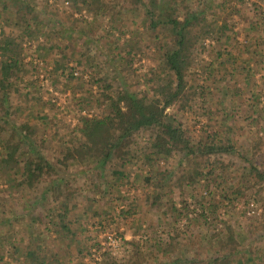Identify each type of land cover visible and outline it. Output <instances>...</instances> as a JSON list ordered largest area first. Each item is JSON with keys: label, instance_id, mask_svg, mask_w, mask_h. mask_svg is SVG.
I'll return each instance as SVG.
<instances>
[{"label": "rangeland", "instance_id": "obj_1", "mask_svg": "<svg viewBox=\"0 0 264 264\" xmlns=\"http://www.w3.org/2000/svg\"><path fill=\"white\" fill-rule=\"evenodd\" d=\"M22 2L33 10L21 11ZM153 5L180 19L186 11L200 17L185 77V92L195 94L185 109L174 103L163 113L196 155L148 163L143 148L158 132L149 128L134 138L125 165L115 158L112 175L96 164L63 168L73 199L93 204L80 230L61 243V233L54 235L60 256L50 264H211L225 256L229 237L239 244L229 264H264V0H0L8 121H33L34 136L46 139L45 155L56 163L84 141L83 119L112 114L105 96L162 100L158 87L174 81L164 57L175 47L164 18L150 21ZM35 60L43 62V85ZM74 69L88 78L71 76ZM1 128L6 139L11 127ZM199 148L216 151L199 156ZM8 178H0L1 191L34 199V190L17 185L20 174L16 182ZM52 179L35 188L39 198ZM174 234L177 248L170 246ZM157 245L170 250L162 254Z\"/></svg>", "mask_w": 264, "mask_h": 264}, {"label": "trees", "instance_id": "obj_2", "mask_svg": "<svg viewBox=\"0 0 264 264\" xmlns=\"http://www.w3.org/2000/svg\"><path fill=\"white\" fill-rule=\"evenodd\" d=\"M71 1L74 4L87 2V0ZM27 8L30 11L33 10V7L22 2L21 11ZM154 8L156 5H153L152 11H148L150 21L154 20V16L164 18L165 22L163 23L168 26L175 47L164 57L165 66L173 74L174 81L158 87V96L162 100L153 99L147 103L144 99L127 93L120 94L115 98L105 96L104 102L108 103L107 106L111 109L112 114L100 120L96 118L83 119L80 123L84 141L79 142L72 151L67 148L63 157L53 163L45 155L44 141L46 139L36 138L34 130L26 124L14 125L8 121V111L5 109L7 93L3 84L5 79H2L0 81V89L3 91L0 95V178L4 176L8 178L11 175L8 179L14 180L13 176L20 174L22 179L17 185L24 186L29 190L35 182L39 184L43 178L54 176L50 182L49 190L45 189L42 195L51 192L49 199H73V189L68 185L70 174L65 175V168L78 165L85 168L84 166L96 164L97 170L102 171L104 175L107 173L112 175L110 167L115 163V158L120 159V162L125 165L128 162L127 157L133 156L131 147L134 145V138L140 131L149 128H157L158 132L152 141L145 145L147 146L146 149L143 148L145 151L148 149L145 154L148 163H151L155 157L164 158L172 153L196 155L195 151L190 148L189 140L183 130L166 124L163 113L168 106L174 103H179V109H185L188 98L195 94L192 91L190 93L185 92L187 84L185 77L190 64V51L198 39L197 35H193V28L199 23L200 17L196 13L186 11L184 17L180 19L174 12L167 9L161 8L162 10L155 11ZM73 71H78L79 78L84 75L81 69H74ZM72 72L71 76L73 75ZM3 78H5V73H3ZM1 124L11 127L6 139L2 138ZM115 133L117 136H114ZM207 150L202 151L199 148L196 151L199 156L216 151L213 148ZM219 151L229 152V149L220 145ZM103 173L102 176H104ZM194 176H199V173L194 171ZM100 177L101 174L97 173L92 181L94 189H98L97 179ZM22 181L23 183H21ZM183 181H185V177H183ZM44 199L48 198L45 197ZM157 200H154L155 203ZM61 208L64 209V213L58 217L59 225H62L63 230H67L64 224L66 205L63 206L62 204ZM175 237H177L176 234L171 236L172 244L170 246L177 248L178 244L172 241ZM226 246L229 249L225 252V256L222 259H214L211 264H229V258L235 253H239V249H237L239 244L234 238L229 237ZM156 247L157 252L162 254H167L170 250L169 246L161 248L157 245ZM181 257H185L184 253ZM175 261L174 263L191 264L188 260L185 262L182 260V262L180 259H176Z\"/></svg>", "mask_w": 264, "mask_h": 264}, {"label": "crops", "instance_id": "obj_3", "mask_svg": "<svg viewBox=\"0 0 264 264\" xmlns=\"http://www.w3.org/2000/svg\"><path fill=\"white\" fill-rule=\"evenodd\" d=\"M23 124L30 126L33 121ZM38 185L35 182L30 189L35 191L34 199H11L7 186L1 187L5 189L0 190V264H50L53 259L58 263L60 250L57 251L55 239L58 238L54 235L61 233L60 240H57L61 243L69 233L72 235V231L80 230L79 223L87 213L86 207L93 204H86L85 199H44L50 198L51 192L41 193L39 198L35 189ZM62 204L67 209L64 218L67 230L59 225L58 217L64 213Z\"/></svg>", "mask_w": 264, "mask_h": 264}, {"label": "built area", "instance_id": "obj_4", "mask_svg": "<svg viewBox=\"0 0 264 264\" xmlns=\"http://www.w3.org/2000/svg\"><path fill=\"white\" fill-rule=\"evenodd\" d=\"M65 5H68V2H66ZM33 63H34V67L38 71L37 72V78L42 83L41 85H43V83L46 82V77H45V75H44V73L42 71L43 62L39 61V60H35ZM79 75L80 74L78 73V71L73 72V76L74 77H79ZM82 77H83L84 80H86L88 78L87 75H83Z\"/></svg>", "mask_w": 264, "mask_h": 264}]
</instances>
